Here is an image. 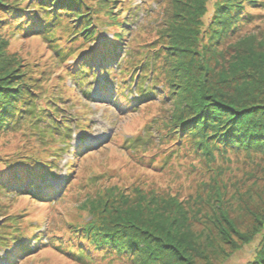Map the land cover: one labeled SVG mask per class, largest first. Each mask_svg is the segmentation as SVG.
Returning a JSON list of instances; mask_svg holds the SVG:
<instances>
[{
  "label": "trees",
  "instance_id": "obj_1",
  "mask_svg": "<svg viewBox=\"0 0 264 264\" xmlns=\"http://www.w3.org/2000/svg\"><path fill=\"white\" fill-rule=\"evenodd\" d=\"M100 1L98 8L108 23L93 21L89 13H82L86 6L83 0H0V195L9 193L40 205L54 206L66 192L75 188L78 181L75 172L81 169L90 151H82L81 144L69 151L71 137L78 131L79 136L83 134L80 141L84 142L87 124L67 113V100L62 94L65 90L75 91L76 87L84 92L90 81L97 82L100 77L99 94L103 98L114 95L112 107L118 112L133 113L140 106L150 108L158 100L164 106L167 98L175 108L181 107L158 141L153 140V133L160 122L154 119L146 122L141 133L122 141L121 149L131 160L148 150L157 151L159 141V152L153 157L157 159L155 167L163 171L185 153L207 158L204 162L210 161L214 153L230 150L264 153V46L259 45L256 52L249 51L250 56H235L233 62H239L232 65L228 75L219 76L216 83L207 77L211 61L202 64L204 71L198 74L192 70L193 61L187 66L171 64L170 77L166 63L172 59V53H182L184 48L167 41L166 28L156 38L135 40L144 30L149 35L153 32L149 24L136 31L137 36L130 40L132 43L124 44L125 36L132 33L122 27L134 20V13H129L131 0ZM144 1L152 0H143V5ZM154 1L157 7L164 9L163 5L158 6L159 0ZM177 1L173 3L176 5ZM207 1L196 0L197 14L191 22L197 23L194 29L197 33L205 28L199 17L204 11L207 13ZM213 2L207 25L213 32L208 39L209 46L206 45L212 47L214 54L223 39L247 32L249 27L254 29V18L264 22V0ZM151 16L152 13L146 17L151 19ZM111 25L116 32L106 38L104 27ZM188 32L192 34L193 30L188 29ZM16 36L38 37L56 55L61 65L57 79L61 83L59 90H50L52 83L38 71V58L25 59L11 52L12 46H9L11 41H17ZM123 49L122 62L118 58ZM244 58L246 63L242 62ZM249 60L252 62L248 63ZM108 63H115L118 72L112 65L108 67ZM64 78L72 85H64ZM230 79L232 92L222 91ZM177 83L184 90L182 100L176 98L174 91L172 93L178 88ZM64 155L71 158L65 163L64 180L56 189L47 184L46 177L55 175L53 171ZM197 161L201 164L200 159ZM151 162L148 158L145 165ZM103 175L86 176L81 188L92 189L100 184ZM17 183L21 186L15 189L13 184ZM111 189L108 191L117 199L124 195ZM134 195L140 196L135 191ZM100 197L104 198L105 193ZM129 200H117L120 206L114 211L115 207L108 205L105 199L102 212H115L107 226L104 222L98 228L91 222L83 226L66 224L64 240L55 241L54 236L48 234L47 242H42L43 232L23 228L27 216L13 211L15 203L11 207V204L0 203V252L5 258L18 256V259H5V264H19L48 248L57 249L77 264H94L97 259L127 254L136 255L141 264H193L197 252H193L187 219L178 209L179 204L173 200L156 203L157 199L149 198L129 207ZM224 223L236 233L229 221L224 220ZM219 234L226 240L225 229ZM238 236L249 243L255 232ZM31 245L36 247L32 249ZM251 264H264V240Z\"/></svg>",
  "mask_w": 264,
  "mask_h": 264
},
{
  "label": "rangeland",
  "instance_id": "obj_2",
  "mask_svg": "<svg viewBox=\"0 0 264 264\" xmlns=\"http://www.w3.org/2000/svg\"><path fill=\"white\" fill-rule=\"evenodd\" d=\"M83 1L86 6H89V9H85L84 5L82 13H89L93 21L109 22L105 19L102 10L98 8L101 5L100 0ZM173 1L159 0L158 6H164V9H161L157 7V2L154 0L147 1L148 3L144 1L146 6L143 5V0H131L129 13H134V20L128 25H122L124 29L132 32L125 36L124 44L127 45L131 42L130 40L135 39L137 30L143 29L149 24H151L153 32L149 35V32L145 33L144 30L135 40L156 38L166 28L169 38L167 41L180 44L184 48L182 53L179 51L172 53V59L170 58L171 60L166 63L167 73L170 77L169 68L171 69L174 64L187 66L190 61H193L192 70L198 74L204 71L202 64L211 61L208 65L207 77L208 79L211 77L216 83L219 81V76L228 75L232 65L239 62H233L235 56L240 58L245 55L250 56L249 51L256 52L259 45L264 46V22L254 18L256 22L254 29L249 27L247 32L223 39L221 45L217 47V53L214 54L212 47L206 45L213 32L207 25L211 20L214 0L207 1V13L204 11V14L199 17L205 28L198 33L194 30L197 23L191 22L193 16L197 14L196 0H178L176 5ZM150 13H152L151 19L146 17ZM257 14L261 15V13ZM160 22H162L161 26ZM104 28V37L106 38H111L116 32L112 25ZM186 29L193 30V33L189 34L190 31L187 33ZM184 38H187L185 43ZM15 39L17 41L14 43L11 41L9 46V48L12 46L11 52H17L19 57L25 59L38 58L36 62L38 71L43 72L42 75L52 83L50 90H59L61 83L57 82V79L61 74V65L58 63L56 55L50 52L38 37L16 36ZM123 47L126 48V45ZM124 51V49L121 51L119 61L123 62ZM242 62L246 63L247 60ZM110 65L115 72H118L119 68L115 63H108V67H111ZM176 74H178L177 71ZM230 81L231 79L225 87H222V91L232 92L233 83ZM90 82L92 83L85 87L84 92V89L76 87L75 91L65 90L62 94L63 99L67 100L65 102L67 113L76 121L87 124V129L84 131V134L86 132L84 142L80 141L83 134L81 133L79 136L78 131H76L78 134H72L71 137L69 151L80 144L83 146L82 151H90L87 153L89 155L86 154L87 157L81 169L75 172L78 175L75 188L66 192L67 195H64L54 206L40 205L26 197L10 196L9 193L0 195V203L11 204L10 207L15 203L13 211L16 214L27 216L23 228L39 230V233L43 232L42 242H47L48 234L53 235L55 241L64 240L66 224L83 226L91 222L98 228L104 222L107 226L108 222L114 219L115 212L112 211H116V206H120L117 204V200L121 198L130 199L127 202L129 207L149 198L157 199L154 200L156 203L173 200L179 204L178 209L187 219L190 231L189 240L193 245V252H197L196 257L193 258V264H251L261 250L264 240V153L230 150L214 153L210 161L207 162H204V159L207 158L185 153L181 158L173 160L171 167L163 171L155 167L157 159L153 157L156 152H159V141L157 142L159 143L156 147L157 151L148 150L131 160L127 153L121 149L122 141L141 133L146 122H150L152 119L160 122V126L154 129L153 133L155 138L153 140L158 141L161 133L173 123L172 117L179 114L178 109L181 107L175 108L168 101L170 98H167V103L164 106L161 105L163 102L158 100L150 108L140 106L133 113H121L112 107L113 94L107 98H103L99 94L98 83L102 82V78H98L97 82L95 80ZM63 84L72 85L65 78ZM177 86L178 88L172 90V93L174 91L176 98L182 100V97L185 98L184 90L178 83ZM153 116L154 118H152ZM70 158L71 155L62 157L57 163V168L53 171L56 178H54L55 175L47 176V184L56 189L61 185L66 173L65 163ZM148 158L152 159V162L145 165ZM198 159L201 160L202 165L198 163ZM100 175H103L100 178V184L95 185L92 189L91 187L81 188L86 176L89 178ZM18 186L21 185L13 184L15 189ZM111 186L116 189H111ZM109 189L122 192L124 197L121 195L118 199L117 196L113 197L114 193L108 191ZM134 191L140 196L134 195ZM104 193L105 197H100ZM108 193H110L109 196ZM54 195L56 197V194ZM106 198L107 204L115 208L104 214L102 205ZM137 198L140 200L137 201ZM224 220L230 222L236 233L231 232ZM221 229H225L226 240H223L219 234ZM254 232L255 237L249 243L243 242L242 237L238 236V234L246 236ZM31 248L34 249L32 245ZM96 254L98 255V253ZM5 259H18V256L9 255L5 258L4 253L0 252V264H5ZM19 264L77 263L69 261L57 249L48 248L34 253ZM94 264L141 263L139 258L136 259V255L134 257L127 254L125 257L113 255V259L107 257L97 259ZM171 264L175 263L171 262Z\"/></svg>",
  "mask_w": 264,
  "mask_h": 264
}]
</instances>
